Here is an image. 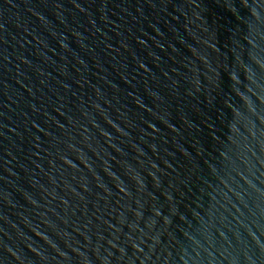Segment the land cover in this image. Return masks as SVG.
Segmentation results:
<instances>
[{
    "label": "water",
    "instance_id": "95a60500",
    "mask_svg": "<svg viewBox=\"0 0 264 264\" xmlns=\"http://www.w3.org/2000/svg\"><path fill=\"white\" fill-rule=\"evenodd\" d=\"M0 264H264V0H0Z\"/></svg>",
    "mask_w": 264,
    "mask_h": 264
}]
</instances>
